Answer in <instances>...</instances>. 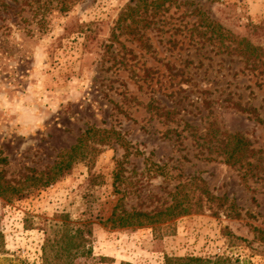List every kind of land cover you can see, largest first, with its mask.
Masks as SVG:
<instances>
[{"label":"rangeland","instance_id":"obj_1","mask_svg":"<svg viewBox=\"0 0 264 264\" xmlns=\"http://www.w3.org/2000/svg\"><path fill=\"white\" fill-rule=\"evenodd\" d=\"M5 1L17 14L0 5L6 178L47 173L88 129L111 135L91 141L87 158L51 185L29 180L25 194L0 200V264H45L46 235L64 226L79 230L75 243L84 238L72 264H164L166 256L264 264V39L243 28L264 26V0H176L136 31L130 19L118 22L131 0H81L66 14L46 13L42 25L41 4ZM195 8L258 47L254 66L233 48L203 44ZM234 133L252 153L232 165L224 145ZM202 181L222 208L213 201L142 228L109 220L118 203L154 213L180 185ZM189 196L195 204L200 192Z\"/></svg>","mask_w":264,"mask_h":264},{"label":"trees","instance_id":"obj_2","mask_svg":"<svg viewBox=\"0 0 264 264\" xmlns=\"http://www.w3.org/2000/svg\"><path fill=\"white\" fill-rule=\"evenodd\" d=\"M16 0H10L15 3ZM81 0H24V4L30 5L31 2L36 3L44 11L39 16V24L45 23L46 13L51 10H56L58 13L66 14L73 9ZM176 0H131V3L125 6L124 11L120 14L118 22L126 23L130 19L126 28L137 30L139 25L143 23L145 27H149L147 17L154 18L163 11H169ZM0 5L6 9L4 13L16 16L14 8L11 7L5 0H0ZM192 15L198 17L196 29H201V37L199 40L203 44L216 46L218 49L231 51L232 48L235 53L243 57L247 63H254L259 60L258 47H255L246 37L233 36L230 32L223 29L218 23L205 16L204 13L198 9H193ZM131 27V28H130ZM243 28H247L252 32V38L264 39V26H254L245 24ZM132 30L130 32H132ZM232 52V51H231ZM100 133V135H98ZM111 135L109 131H98L88 129L84 135L77 139L76 144L67 153L62 156V160L52 166L47 173H40L38 177L26 178L23 182L15 181L6 178V168L9 165L7 158L0 151V200L10 201L15 197L21 196L27 192V181H31L33 188L47 187L51 185L55 179L64 170H68L75 161L84 160L87 158L88 151L91 148L89 143L91 141L97 144H105L108 137ZM103 136V137H101ZM105 136V137H104ZM98 137V138H97ZM97 138V139H95ZM250 144L248 140L240 133L230 134L226 138L224 145V154L226 163L235 164L246 160L252 153L249 149ZM91 148V152H92ZM191 184L187 183L180 185L176 192L172 195V203L169 207L154 213H144L136 210L127 212L123 210L118 203V215L116 214V207L112 211L111 220L114 228H142L158 225L169 221L175 217L189 215L191 213H198L203 210L205 203L212 204L217 202V208H222V198L210 196L205 188V183L202 181L201 185L196 188L189 189ZM187 189H189L187 191ZM195 190L200 192L195 204H191L189 194ZM58 237L51 239L48 235L44 240L43 256L45 264H72L73 260L84 252V238H80L79 243H75V238L79 237V230H70L67 226L59 229ZM83 244V247H82ZM237 259H232L225 256L214 257H170L166 256L164 264H237ZM129 264V263H121Z\"/></svg>","mask_w":264,"mask_h":264}]
</instances>
